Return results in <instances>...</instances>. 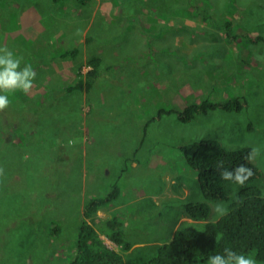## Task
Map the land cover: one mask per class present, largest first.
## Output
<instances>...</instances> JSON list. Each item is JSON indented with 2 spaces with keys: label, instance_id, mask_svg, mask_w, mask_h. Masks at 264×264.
<instances>
[{
  "label": "rangeland",
  "instance_id": "obj_1",
  "mask_svg": "<svg viewBox=\"0 0 264 264\" xmlns=\"http://www.w3.org/2000/svg\"><path fill=\"white\" fill-rule=\"evenodd\" d=\"M154 34L160 43L150 41ZM258 35L264 37V0H0V47L37 73L31 94H8L10 104L0 112V264H68L85 198L114 183L122 195L98 213L111 217L116 210L125 218L128 239L139 243L124 252L125 260L147 264L179 221L190 224L181 221L184 203L204 200L181 150L194 140L259 149L252 161L259 175L244 187L264 190V40ZM72 47L80 49L75 58L59 55ZM92 56L102 57L94 87L66 92L80 66L90 69ZM236 96L241 111L217 108L187 122L163 112ZM129 144L138 149L123 156ZM134 156L145 160L133 166ZM171 171L180 172L177 183L164 188ZM244 187L225 182L227 197L209 200V217L194 225L218 220L215 204L229 209ZM162 189L184 195L168 200L169 214L155 193L148 196Z\"/></svg>",
  "mask_w": 264,
  "mask_h": 264
},
{
  "label": "trees",
  "instance_id": "obj_2",
  "mask_svg": "<svg viewBox=\"0 0 264 264\" xmlns=\"http://www.w3.org/2000/svg\"><path fill=\"white\" fill-rule=\"evenodd\" d=\"M91 1L80 0L82 4ZM231 26L232 22L228 21L227 27L230 29ZM257 38L264 40L261 35ZM79 53V48L72 47L61 51L59 55L72 59ZM87 62L91 65L90 69L84 72L83 65L80 66L78 77L65 86L66 92H89L94 87L101 75L102 57L92 56ZM243 107L241 97L236 96L223 102L202 99L186 105L182 110L164 109L163 112L174 111L182 121L187 122L200 112L208 114L217 108L241 111ZM252 148L246 146L229 149L216 138L194 140L181 146L186 164L197 173L204 197V200L184 203L189 217L207 219L211 211L208 201L227 197V181L221 179L220 175L223 169L231 171L244 164L254 173L247 182L253 181L259 175L258 167L245 159ZM120 193V185L114 183L109 192L85 198L82 211L80 210L82 219L73 243L74 251L69 253L68 264H127L124 252L133 250L134 243L127 237L122 215L115 210L111 217L102 218L98 213L102 207L116 204ZM53 225L57 231L62 230L57 221ZM102 235L120 248L110 246ZM225 248H231L238 253L254 254L257 260L264 261V190L260 187L249 185L242 188L238 198L230 205L228 214L216 221H206L203 228L196 227L194 223L181 226L170 239L157 246L147 264H204L209 262L210 256L223 254Z\"/></svg>",
  "mask_w": 264,
  "mask_h": 264
},
{
  "label": "clouds",
  "instance_id": "obj_3",
  "mask_svg": "<svg viewBox=\"0 0 264 264\" xmlns=\"http://www.w3.org/2000/svg\"><path fill=\"white\" fill-rule=\"evenodd\" d=\"M21 64L22 58H17L7 47H0V112L10 104L8 94L22 92L29 95L34 88L36 71L31 65L25 64L22 67ZM258 155L259 149L252 148L245 159L252 162ZM2 174L3 169H0V175ZM220 175L224 181L244 187L254 173L251 168L241 164L231 171L223 169ZM213 211L217 217H222L228 214V207L220 202L215 204ZM209 264H257V260L251 254L238 253L231 248H225L223 254L210 256Z\"/></svg>",
  "mask_w": 264,
  "mask_h": 264
},
{
  "label": "crops",
  "instance_id": "obj_4",
  "mask_svg": "<svg viewBox=\"0 0 264 264\" xmlns=\"http://www.w3.org/2000/svg\"><path fill=\"white\" fill-rule=\"evenodd\" d=\"M229 21H232V20H229ZM188 23L189 24H192V22H190V21H188ZM233 24V23H232ZM162 25V23H159V22H155V27H160ZM155 30L158 32V30L155 28ZM225 31H227V37H229V33H228V29L226 28V30ZM226 33V32H225ZM159 39H161V36L159 35V34H157V35H153L152 37H150V41H157L158 43H160V41H159ZM176 48H178V46H176ZM193 48V46L192 45H190V42H188L187 44H186V46H185V49L183 50V52H186L187 54L188 53H190V51H191V49ZM158 51H160V50H158ZM199 102V101H198ZM163 109H168V108H163ZM183 109V108H182ZM182 109H178V110H182ZM168 110H173V109H168ZM212 111H214V110H212ZM197 114H199V113H197ZM196 114V115H197ZM194 118H196V116L194 117ZM193 118V119H194ZM146 126V125H145ZM129 145H131V146H129ZM129 145H126V146H123L122 147V149H123V151H122V154H123V156L126 154V152H132V147H136L137 149H138V146L136 145V144H129ZM133 155H135V153L133 154ZM126 156V155H125ZM129 156V155H128ZM132 157V156H131ZM137 156H134V158H133V162H132V165L133 166H137L139 163L141 164V162L143 161V160H145V159H143V157H141L140 159H138V158H136ZM129 158V157H128ZM156 161L155 160H152L151 161V163H150V165L151 166H155V167H159L160 166V162L159 163H155ZM169 163H168V161L166 160V163L165 164H162V165H168ZM179 174H180V172L179 171H176V172H173L172 173V171L171 172H168L167 174H165V179H164V182H165V184H164V188H168V185H169V187L171 186H173L174 187V184H176L177 183V179H178V176H179ZM198 176H197V174H195V178H197ZM163 190V189H162ZM159 191V192H152L151 194H149L148 196L153 200L154 199V193H155V198H159L164 204H165V206H166V212L169 214L170 212H171V204L172 203H170V202H168V200L169 199H171V197H179V198H184L183 196L184 195H179V193H173L171 190H170V192H166V189L165 190H163V191ZM120 195H122V192L120 193ZM182 196V197H181ZM134 200L136 201V199H133V202H134ZM122 203V205L123 206H125V207H127L130 203H131V201H129V202H127V203H125V202H121ZM164 204H162L163 206H164ZM114 206V205H113ZM135 214V213H134ZM100 216H103V215H100ZM110 217V216H109ZM123 217V216H122ZM102 218H108V217H102ZM123 220H124V222H125V218L123 217ZM127 220V219H126ZM128 221V220H127ZM181 221H183V222H188V223H203L204 222V220L203 219H200V220H197V219H193V218H191V217H189L188 216V214L186 213V211H184V214H183V216H182V218H181ZM181 226H180V221L176 224V226H175V230L177 231L178 230V228H180ZM174 230V231H175ZM175 234V233H174ZM173 234V235H174ZM139 243H135L134 242V247L132 248V249H134L135 248V246L136 245H138ZM162 244V243H161Z\"/></svg>",
  "mask_w": 264,
  "mask_h": 264
}]
</instances>
